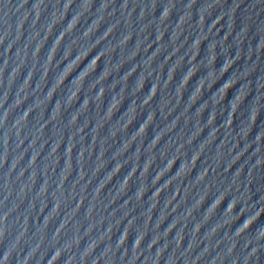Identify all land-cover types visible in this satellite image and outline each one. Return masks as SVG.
<instances>
[{
	"label": "water",
	"instance_id": "95a60500",
	"mask_svg": "<svg viewBox=\"0 0 264 264\" xmlns=\"http://www.w3.org/2000/svg\"><path fill=\"white\" fill-rule=\"evenodd\" d=\"M0 264H264V0H0Z\"/></svg>",
	"mask_w": 264,
	"mask_h": 264
}]
</instances>
